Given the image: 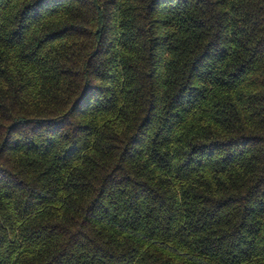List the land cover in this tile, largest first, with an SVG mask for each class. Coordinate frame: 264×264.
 Returning a JSON list of instances; mask_svg holds the SVG:
<instances>
[{
    "label": "trees",
    "instance_id": "16d2710c",
    "mask_svg": "<svg viewBox=\"0 0 264 264\" xmlns=\"http://www.w3.org/2000/svg\"><path fill=\"white\" fill-rule=\"evenodd\" d=\"M0 264H264V0H0Z\"/></svg>",
    "mask_w": 264,
    "mask_h": 264
}]
</instances>
